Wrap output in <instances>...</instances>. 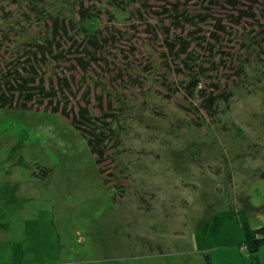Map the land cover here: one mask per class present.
Segmentation results:
<instances>
[{
	"label": "rangeland",
	"instance_id": "374dc122",
	"mask_svg": "<svg viewBox=\"0 0 264 264\" xmlns=\"http://www.w3.org/2000/svg\"><path fill=\"white\" fill-rule=\"evenodd\" d=\"M210 1L0 0V51L8 37L41 38L56 15L78 37L99 32L86 70L49 58L41 72L46 88L75 91L53 103L77 111L84 91L88 112L119 139L105 183L86 139L42 112L52 97L0 108V264H264V245L257 260L243 249L240 222L264 224V35L251 20L214 31L211 17L233 10ZM82 8L94 18L79 22ZM212 35L227 57L228 98L209 109L186 76L212 59ZM181 42L193 59L182 61ZM1 54L0 68L10 60Z\"/></svg>",
	"mask_w": 264,
	"mask_h": 264
},
{
	"label": "trees",
	"instance_id": "16d2710c",
	"mask_svg": "<svg viewBox=\"0 0 264 264\" xmlns=\"http://www.w3.org/2000/svg\"><path fill=\"white\" fill-rule=\"evenodd\" d=\"M158 1L165 2L166 4L171 0ZM173 1L182 2L188 0ZM261 1H210L212 4L219 2L225 3L233 10V13H230L229 16L225 15L226 21H224V18L211 17V20L216 22V24L213 25L214 31L227 34L232 27H240L241 24H245V22L251 20V22H254L255 24L253 28H257V30L259 29V34L264 35V21H258L256 15L258 11L264 15V1ZM258 2H260L259 5ZM79 13L81 18L79 22H82V19L85 18H88L89 20L94 18L92 17V12H89L87 8H82ZM48 20L51 21L50 19ZM72 24V20L59 18V16L56 15L52 18L49 30L37 40L27 36L22 43L16 44V40L9 39L8 37L7 45L5 46L6 49L0 51V57H5L1 52L6 55L10 53L7 51L8 49L10 50V48H7L9 46L8 44L13 43V47H17L16 49L11 50L13 54H9L10 60L9 58L7 60L5 59V64L0 68V108L32 110L30 108L32 106L31 103L43 105L45 97H52L50 102H45V107H49L48 110L42 107V112L59 114L66 120H69V123L74 129L86 139L100 174L104 178L105 183H108L105 162L107 161L106 157L112 154L108 150V147L114 146L117 148L116 146L119 144V139L117 141L118 136L113 134L115 125L111 126L109 121H107V123L105 122L106 124L104 125L98 123L100 119L96 116H92L88 112L86 106L88 103V95H86L84 91L82 93V101L84 105H78L77 111H67L65 108H62L63 105L61 106L56 101L53 103L52 100H54L55 97H60V94L64 97V91H69L67 93H73V95H75V91L70 90L68 82L64 81V83L59 86V89H54L52 86L48 89L44 86V77L47 72L42 73L41 70L46 67L48 71L50 70V66H48L49 58H52L54 62L61 59H65L69 62L72 61L73 64L81 65L84 68H82L83 70H86L89 63L98 59L99 51L97 44L99 41L97 39V34H99V32L96 34L95 31L88 32V30H85V32L81 34L82 36L80 35V37H78L75 35V32L78 31V29L75 28V26H72ZM218 40V35H212L211 43L205 46L208 52L212 54V59L208 57L207 61L200 64L197 63L195 69H189L186 76L189 80L188 85L194 96L200 98L203 105H206L209 109H212L216 102L227 100L228 98L226 88H221L224 83L220 82L221 74L227 63V57H225V53L221 50V47L217 46L219 43ZM64 44L67 46H64ZM166 44L170 47V44ZM180 44L182 46L180 52L183 54L182 61L186 62L185 59L187 57L188 60L193 59L191 54L187 51L188 46L183 45L182 42ZM66 47L68 48L65 49ZM77 47L80 48V53L74 57L75 59L72 58L73 56L70 57L69 55H66L67 52H70V50ZM19 49L24 50V52L18 53ZM25 52L31 53L26 55L24 54ZM11 59L13 62H10ZM204 64H206V67H204ZM70 66L71 64L69 67ZM85 96H87V98H85ZM63 107H65V105ZM114 154H117V152L114 151ZM240 222L243 230L242 247L248 255L257 260V252L260 246L264 245V224L258 227H251L248 219L244 215L240 216Z\"/></svg>",
	"mask_w": 264,
	"mask_h": 264
}]
</instances>
